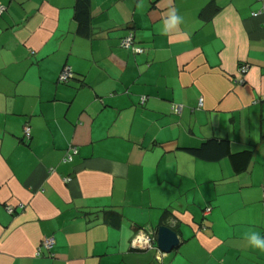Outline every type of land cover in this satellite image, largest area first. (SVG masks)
Segmentation results:
<instances>
[{
	"label": "crops",
	"instance_id": "1",
	"mask_svg": "<svg viewBox=\"0 0 264 264\" xmlns=\"http://www.w3.org/2000/svg\"><path fill=\"white\" fill-rule=\"evenodd\" d=\"M0 3V264H264V0H89L87 34L76 0ZM207 138L246 169L186 150ZM160 225L170 252L135 244Z\"/></svg>",
	"mask_w": 264,
	"mask_h": 264
},
{
	"label": "trees",
	"instance_id": "2",
	"mask_svg": "<svg viewBox=\"0 0 264 264\" xmlns=\"http://www.w3.org/2000/svg\"><path fill=\"white\" fill-rule=\"evenodd\" d=\"M89 16V0H76L74 18L78 25V32L82 34L88 33ZM186 150L193 156L207 162H216L227 157L235 173L244 171L252 157V149L246 148L241 151L233 152L231 151L229 140L223 138H207L198 146L187 148Z\"/></svg>",
	"mask_w": 264,
	"mask_h": 264
},
{
	"label": "built area",
	"instance_id": "3",
	"mask_svg": "<svg viewBox=\"0 0 264 264\" xmlns=\"http://www.w3.org/2000/svg\"><path fill=\"white\" fill-rule=\"evenodd\" d=\"M5 10V6L3 4L0 3V16L2 15V13ZM258 15H263L264 16V7L258 11H255L252 13V16H258ZM120 44L123 47H127L132 49L133 52L135 53H142L143 52V48L138 47L134 44V39H133V33L129 32L127 33L124 37L121 38L120 40ZM239 70L241 73H245L247 71V65H241L239 67ZM70 73L68 71V67H64L63 70L61 71L60 75H59V80L60 81H64L66 82L67 79L69 78ZM145 101V97L141 98V103H143ZM201 104V100L199 105ZM182 109V105L180 104H172L171 105V110L175 113H180ZM24 137L26 139L29 138V126L25 125L24 126ZM77 153V150L75 147L71 146L68 148L67 153L64 157V161H71L72 157ZM263 205H264V190H263ZM7 211L10 213L12 212V206H6ZM135 240V244H138L139 247H142L144 249H151L155 247V243H156V237H155V233H153L152 231H148V230H141L139 231V234H137ZM137 242V243H136ZM55 240L53 238V236H47L44 237L40 243V245L37 248V251L35 253L36 256H41L43 250H45L47 252L48 256H52V248L54 246Z\"/></svg>",
	"mask_w": 264,
	"mask_h": 264
},
{
	"label": "clouds",
	"instance_id": "4",
	"mask_svg": "<svg viewBox=\"0 0 264 264\" xmlns=\"http://www.w3.org/2000/svg\"><path fill=\"white\" fill-rule=\"evenodd\" d=\"M184 22V18L179 14L178 9L170 7L166 13V18L163 23V35H167L169 32H173L179 29V26ZM127 169L125 168V174ZM114 176V173H111ZM245 239L249 245L261 251H264V236L260 232L252 230L245 233Z\"/></svg>",
	"mask_w": 264,
	"mask_h": 264
},
{
	"label": "water",
	"instance_id": "5",
	"mask_svg": "<svg viewBox=\"0 0 264 264\" xmlns=\"http://www.w3.org/2000/svg\"><path fill=\"white\" fill-rule=\"evenodd\" d=\"M156 244L163 252H170L179 244V239L175 231L165 225L157 227Z\"/></svg>",
	"mask_w": 264,
	"mask_h": 264
}]
</instances>
